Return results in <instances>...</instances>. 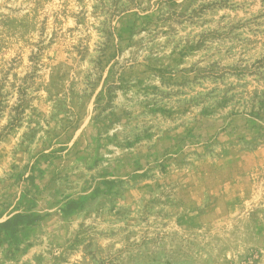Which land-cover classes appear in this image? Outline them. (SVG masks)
I'll list each match as a JSON object with an SVG mask.
<instances>
[{
	"label": "rangeland",
	"instance_id": "1",
	"mask_svg": "<svg viewBox=\"0 0 264 264\" xmlns=\"http://www.w3.org/2000/svg\"><path fill=\"white\" fill-rule=\"evenodd\" d=\"M0 264H264V0H0Z\"/></svg>",
	"mask_w": 264,
	"mask_h": 264
}]
</instances>
